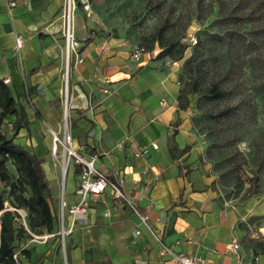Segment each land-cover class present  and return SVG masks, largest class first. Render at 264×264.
<instances>
[{
	"label": "crops",
	"instance_id": "obj_1",
	"mask_svg": "<svg viewBox=\"0 0 264 264\" xmlns=\"http://www.w3.org/2000/svg\"><path fill=\"white\" fill-rule=\"evenodd\" d=\"M8 1L16 6L9 9ZM31 7L30 0H0V79H12L15 97L27 88L56 84L61 73L51 36L29 32ZM17 35L25 39L20 54L14 48ZM83 46L84 63L72 74L75 148L86 158L96 155L97 168L112 178L123 173V190L149 213L162 243L173 245L175 252L236 264L229 250L237 239L242 259L257 255V264H264V194L236 206L222 202L213 189L215 177L202 144L187 114L178 110V63H165L156 51L135 61L137 45L124 39ZM60 120L57 109L51 127L60 130ZM64 250L65 256L55 236L32 240L30 257L21 254V264H177L162 255L161 245L110 191L96 197L88 220L74 228Z\"/></svg>",
	"mask_w": 264,
	"mask_h": 264
},
{
	"label": "rangeland",
	"instance_id": "obj_2",
	"mask_svg": "<svg viewBox=\"0 0 264 264\" xmlns=\"http://www.w3.org/2000/svg\"><path fill=\"white\" fill-rule=\"evenodd\" d=\"M30 1L34 22H30L29 32L51 36L52 42L50 40L49 43L57 49L54 62L55 65L61 64V73L58 74V82L52 86H36L33 90L27 88L29 92L25 88L23 97L16 95L19 105L26 109L30 118V128L22 129L16 135L15 143L44 161L45 188L53 196L49 197V201L58 220L55 238L59 239L65 256L58 215L63 196L68 203L80 201V197L74 194L79 179L78 174H74L72 161L63 190L62 158L53 157L50 151V130L53 129L50 119L57 109L60 110L62 126L67 85L69 102L74 90L72 74L75 58H70L67 79L66 38L63 33L67 0ZM75 2V38L80 43L81 56L84 42H107L115 38L124 39L130 45L147 46L156 35L163 42H174V52L185 47L182 60L171 57L159 59L173 65L177 62L181 88L194 91L189 96L190 107L184 112L202 144L203 159L211 167L210 174L215 177L213 189L217 190L222 202L236 206H243L248 200L263 195L264 72L259 70V58L261 55L264 58V0ZM85 5L90 6L88 10ZM245 12L254 13V19L237 20L235 16ZM253 43L256 45L253 46ZM155 51H161L159 44L155 45ZM189 58L191 63L184 69L183 64ZM214 84L218 86L217 95L210 93ZM11 89L15 90V87ZM14 121V116H8L0 125V135L11 138ZM52 124L57 123L53 121ZM7 169L11 178L7 182L0 180V193L6 200L4 211L10 214L8 223L17 236L15 252L20 255L28 250V244L33 240L28 229L38 235H45L47 230L40 225L41 215L22 205L23 199L31 196V189L21 184L17 166L8 162ZM261 219L264 223V217ZM19 261L21 264V259Z\"/></svg>",
	"mask_w": 264,
	"mask_h": 264
},
{
	"label": "built area",
	"instance_id": "obj_3",
	"mask_svg": "<svg viewBox=\"0 0 264 264\" xmlns=\"http://www.w3.org/2000/svg\"><path fill=\"white\" fill-rule=\"evenodd\" d=\"M88 2V0H87ZM9 7H15V2H9ZM77 4L75 0H67L64 8V21H63V33L66 38V43H71L70 45V57L75 58V68L84 63L83 56L80 55V43L76 41V18L75 10ZM90 6L85 5V9L88 10ZM24 38L22 35H17L15 37V51L20 54L24 47ZM148 52L140 47L135 46L132 51V58L135 61L141 59V57ZM153 53V52H152ZM150 53V54H152ZM157 58V57H156ZM67 79L69 78V72L67 73ZM4 83L8 86L12 84V79L10 77L3 79ZM65 104V115L63 123L60 130H50V151L53 157L62 158V175L64 178L68 176L70 165L74 161L75 169L74 174H78L79 183L75 191V195L80 197V201L72 205H69L65 200L64 196L61 201V206L59 210V224H60V236L61 241L63 242L64 249L66 245L67 237L73 232L74 228L78 225L84 223L88 220L89 211L92 206V201L99 196H104L107 191H110L113 198L122 201L132 213L139 219L140 224L144 226L155 238L157 243L161 245L162 255L169 256L172 261L177 264H213L209 259L200 256V255H189L183 253H177L174 250L173 245H166L162 243V237L151 224L150 215L148 212H142L135 199L125 193L123 186L125 184V178L121 171H117L114 178L105 174L103 171L97 168L96 161L97 156L92 155L89 158H86L82 155L81 151L75 148L74 145V136H73V126L71 118L69 120V114L71 110L76 109L77 105L72 102H69V98ZM72 98V97H71ZM70 110V113H69ZM154 149H158L157 144H153ZM136 157H140V153L136 154ZM64 167V172H63ZM65 184L63 183V190ZM158 222L161 219L157 220ZM137 235L141 234V230L136 231ZM55 235H44V236H35L33 241H43L46 242L50 237ZM229 252L236 257V264H257L258 256L253 255L250 261H245L241 257V245L237 239H234L230 244ZM14 259L17 264H20L19 253L14 255ZM216 264H224L223 262H218Z\"/></svg>",
	"mask_w": 264,
	"mask_h": 264
},
{
	"label": "trees",
	"instance_id": "obj_4",
	"mask_svg": "<svg viewBox=\"0 0 264 264\" xmlns=\"http://www.w3.org/2000/svg\"><path fill=\"white\" fill-rule=\"evenodd\" d=\"M254 13L245 12L242 15H236L235 17L239 21H245L248 19H254ZM159 44L161 51L157 55V58H166L171 57L176 60H182L184 58L185 47H182L179 51L174 52L176 45L174 42H163L160 39V36L154 35L147 46L138 45L144 48L148 53L155 51V45ZM253 46L256 43L252 44ZM251 46V44L249 45ZM191 58L187 59L183 68H187L191 63ZM260 68L259 70L264 72V58L263 55L259 58ZM218 86L214 84L210 88L211 94H218ZM194 91L190 88H181L178 95V110L187 111L190 107L189 96ZM25 94H17L18 97H23ZM8 116H14L15 121L13 124L14 134L11 138L6 137L5 135H0V180L7 182L10 180V174L7 169V163L12 162L18 168L19 173L21 174L20 182L22 185H27L31 189V196L28 199H23V206L33 209L35 212L41 215V226H44L47 230L45 235L54 234L56 237L57 233V223L58 220L54 216L52 207L49 201V197L53 198L49 189L46 186L44 179V171L42 168L43 161L35 154L30 153L20 144L15 143L16 135L22 129L29 130L30 128V118L28 117L26 109L19 105L16 97L13 95L12 89L10 86L6 85L2 79H0V125L4 123ZM178 124V122H177ZM190 148L187 149V151ZM187 151H184L187 152ZM5 198L0 193V214L1 216V230H0V264H17L14 259L16 251V240L17 236L15 235V230L8 223L9 212L5 210ZM17 210V209H16ZM55 226V228H54ZM31 239H34L35 236H44L38 235L32 232L31 229H28ZM25 234V233H24ZM22 253H20L21 255ZM19 255V256H20ZM23 255L30 257V251L26 250L23 252ZM21 259V257H19Z\"/></svg>",
	"mask_w": 264,
	"mask_h": 264
},
{
	"label": "bare ground",
	"instance_id": "obj_5",
	"mask_svg": "<svg viewBox=\"0 0 264 264\" xmlns=\"http://www.w3.org/2000/svg\"><path fill=\"white\" fill-rule=\"evenodd\" d=\"M70 45H71V43L69 42V45H68V43H66V75H67V73L69 72V57H70ZM68 85H67V87H66V90H65V96H68ZM65 110H64V115H65ZM63 172H64V167H63ZM65 179L66 178H64V176H63V183H65ZM0 229H1V226H0Z\"/></svg>",
	"mask_w": 264,
	"mask_h": 264
}]
</instances>
